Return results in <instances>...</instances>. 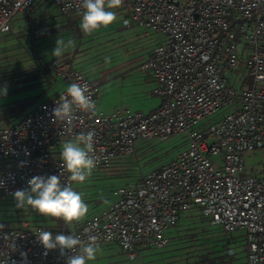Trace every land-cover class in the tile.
Here are the masks:
<instances>
[{"label": "built area", "instance_id": "2783aa9c", "mask_svg": "<svg viewBox=\"0 0 264 264\" xmlns=\"http://www.w3.org/2000/svg\"><path fill=\"white\" fill-rule=\"evenodd\" d=\"M54 1L61 13L83 10L82 0ZM33 2L0 0V33ZM119 9L161 36L140 63L155 81L160 105L149 112L104 113L97 106L98 87L81 72L60 69L68 86L87 88L95 111L77 110L71 125L54 122L52 110L66 88L0 128V158L13 162L0 167V198L26 190L34 176L56 175L69 184L55 148L82 132L95 134L92 172L132 152L138 139L183 134L185 151L140 183L117 189L115 201L73 235L84 241L95 236L97 247L116 241L130 253L164 247L184 213L197 209L211 224L241 234L246 264H264V173L241 176L244 154L264 147V0H123ZM214 115L209 125H200ZM40 231L46 229L28 221L0 229V264H66L76 254L46 251Z\"/></svg>", "mask_w": 264, "mask_h": 264}, {"label": "rangeland", "instance_id": "374dc122", "mask_svg": "<svg viewBox=\"0 0 264 264\" xmlns=\"http://www.w3.org/2000/svg\"><path fill=\"white\" fill-rule=\"evenodd\" d=\"M115 11V22L88 35L80 28L83 10L61 13L54 0H34L29 10L19 11L11 18L10 30L0 33V89L7 85V94H0V128L14 123L44 100L11 105L9 91L18 74L37 73L38 83L54 84L58 79L59 92L68 86L66 78L58 77L60 69L81 72L98 87L97 106L107 114L127 109L149 112L161 103V97L153 92L155 81L140 67L161 36L138 26L131 19L130 10ZM59 38L75 41V47L61 57H54L52 51ZM217 117L214 115L200 125H209ZM66 140L71 139H64L55 148L56 154L60 155ZM187 147V137L183 134L167 139H138L132 152L114 156L108 167L93 171L83 183L72 186L82 195L89 211L82 221L66 225L74 232L77 224L112 204L117 189L140 183L143 176L177 158ZM243 165V177L263 174L264 147L246 152ZM25 221L49 232L59 227L57 220L41 216L29 206L17 208L13 194L0 198V225L19 228ZM173 231L168 245L138 247L135 253L116 241L104 242L97 247L101 251L98 263L88 264H202L217 254L224 255L227 249L225 237L222 238L224 230L201 218L197 209L184 213ZM239 235L232 236L243 245Z\"/></svg>", "mask_w": 264, "mask_h": 264}, {"label": "clouds", "instance_id": "9594fccd", "mask_svg": "<svg viewBox=\"0 0 264 264\" xmlns=\"http://www.w3.org/2000/svg\"><path fill=\"white\" fill-rule=\"evenodd\" d=\"M123 0H82L81 30L86 34H92L98 28L108 27L116 21V9H119ZM75 47V41L64 38L56 39L52 56L61 57L66 51ZM87 93V88L78 83H72L67 87L66 95L60 97V102L52 110L54 122H64L71 125L77 118V110L94 113L95 102ZM0 94H7V85L0 89ZM94 132L80 133L74 139L66 140L62 144L60 160L64 172L70 181L62 185L56 175L34 176L28 182V190H16L13 193L17 208L31 207L41 216L62 220L65 224H73L82 221L88 211V205L82 199V195L74 191L71 184L83 183L96 166L94 153ZM3 225H0V229ZM37 239L42 247L47 250L59 249L61 254L65 250L75 255H70L66 264H88L96 259V237L89 236L87 241L81 240L73 234L63 233L53 236L49 231H40ZM78 249V251H77ZM24 254H22L23 256Z\"/></svg>", "mask_w": 264, "mask_h": 264}, {"label": "crops", "instance_id": "0c3cea01", "mask_svg": "<svg viewBox=\"0 0 264 264\" xmlns=\"http://www.w3.org/2000/svg\"><path fill=\"white\" fill-rule=\"evenodd\" d=\"M36 74H18L14 77V82L12 84V91H9V98L12 100L11 105H23L30 103L32 99H47L48 97L57 93L58 89L56 86L58 84V79L54 84H47L46 82H39V78H36ZM60 77V75L58 76ZM45 85V86H44ZM66 89V88H63ZM62 89V90H63ZM60 91V90H59ZM42 100V101H44ZM40 101V102H42ZM38 102V103H40ZM159 104V103H158ZM160 105V104H159ZM158 105V106H159ZM156 106L155 108H157ZM154 108V109H155ZM13 162L0 158V167L10 166ZM225 235H222V238L225 237V242L227 243V249L225 250L224 255H215L214 259L208 262H202V264H246L245 256L243 251V245H240L235 239H233L234 233H228L224 231ZM241 236V234L239 235ZM242 238V236H241ZM105 248V247H104ZM100 250V249H99ZM97 250L96 259L89 261L92 263H98V260L101 255V251Z\"/></svg>", "mask_w": 264, "mask_h": 264}, {"label": "trees", "instance_id": "16d2710c", "mask_svg": "<svg viewBox=\"0 0 264 264\" xmlns=\"http://www.w3.org/2000/svg\"><path fill=\"white\" fill-rule=\"evenodd\" d=\"M199 213H200V212H199ZM200 215H201V213H200ZM201 218L206 219V218H204L202 215H201ZM181 219H182V217H181ZM181 219L179 220V223H178V225H177L175 228H178ZM51 220H52V218H51ZM57 222H58V226H59V227H58L57 229H53V230L51 231V233L53 234V236H55V235H57V234H61V233L65 234V235H69V234H73V233H74L70 228H68V226H67L62 220H57ZM78 225H79V224H77V226H78ZM77 226H76V227H77ZM75 229H76V228H75ZM173 235H174V231L171 232V236H173Z\"/></svg>", "mask_w": 264, "mask_h": 264}]
</instances>
